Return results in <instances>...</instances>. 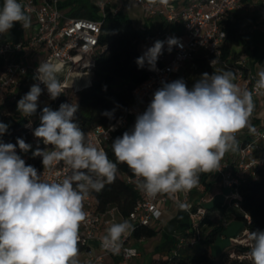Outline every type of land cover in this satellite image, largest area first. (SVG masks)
<instances>
[{"label":"clouds","instance_id":"1","mask_svg":"<svg viewBox=\"0 0 264 264\" xmlns=\"http://www.w3.org/2000/svg\"><path fill=\"white\" fill-rule=\"evenodd\" d=\"M158 2L166 6L169 0ZM17 22L24 29L30 27L24 5L20 0H3L0 35L9 33ZM164 43L156 41L137 64L142 67L147 62L154 69ZM167 44L171 49L177 39L169 38ZM63 70L59 60H41L36 69L34 79L46 86L52 100L63 94L59 79ZM257 77L251 90L235 83L232 71L204 73L191 88L182 78L162 82L134 126L113 141L115 160L87 140L76 122L78 104L62 103L58 110L45 106L33 135L50 147L37 146L33 157L42 158L44 170L63 162L70 174L44 180L16 152L17 145L24 153L32 145L22 138L16 144L0 141V264H81L79 230L88 219L84 202L116 181L120 164L128 167L136 188L149 199L162 194L175 198L198 187L201 174L221 170L226 153L238 148V132L245 128L256 132L251 117L254 95H264V69ZM42 91L33 84L17 102L18 112L24 117L35 114ZM7 129L0 122V137ZM177 205L183 211L189 208L184 202ZM134 230L128 220L111 223L101 238L102 249L120 254ZM248 240L251 264H264V231H250Z\"/></svg>","mask_w":264,"mask_h":264},{"label":"built area","instance_id":"2","mask_svg":"<svg viewBox=\"0 0 264 264\" xmlns=\"http://www.w3.org/2000/svg\"><path fill=\"white\" fill-rule=\"evenodd\" d=\"M24 5L27 14L30 16V27L24 29L19 23L22 31L30 32L34 25L35 29L26 40L22 38L13 41L6 38V33L0 35V104L9 99L17 101L19 95L25 88L30 90L33 84H39L42 94L39 97V106H48L58 104L62 99L66 103L76 102L80 92L92 86L96 56L101 50L100 37L103 33V26L106 17L110 13H117L124 6L134 4L140 7L145 17L146 23L141 27L151 28L154 20H159V24L167 27V30L159 31L156 41H163L164 48L162 54L158 57L155 68L147 66L149 78L137 86L133 91L135 104L130 106L127 111L116 119L109 127L97 126L87 135V140L98 148L106 151L114 133L127 125L128 117H136L145 111L150 103L154 92L162 86V82H172L176 75L185 70L186 66L191 63L200 53H207L212 57L210 66L216 70L223 56V47L226 44L228 33L223 29L222 24L227 17H234L238 14H245L255 9L254 0H188L184 5L178 6L169 0L168 5H161L158 0L156 3H149V0H97L95 6L98 8L100 17L98 19H78L67 18L60 10L61 0H20ZM263 16L261 21L254 26V30L264 32V7H262ZM150 22V26H146ZM263 23V25H261ZM170 27H176V31L170 30ZM224 34V35H223ZM176 38L177 44L169 49L167 40ZM28 47L32 50L30 59L23 56V50ZM46 51L47 56L43 57L42 52ZM250 53L243 55L237 66L231 67L224 63L227 70L235 74V83L241 88L251 90L258 79L249 65ZM41 60H59L64 64V70L59 79L63 83V94L55 100L50 99L46 86L34 79V75ZM255 61L253 57L252 63ZM194 67V64H193ZM73 75L85 76V80L80 85L65 84V81ZM254 100H263L264 95H254ZM53 110H57L54 108ZM0 122L12 126V115L10 113H0ZM40 125V118L29 119L25 124L26 136L30 145L37 146L41 149L46 147L42 140L34 137L33 131ZM238 148L235 150L238 155L232 161V154L235 151L226 153L220 162V169L215 173H209L223 187L230 188L238 183V178L245 174L254 175V170L260 164L257 161L249 159L252 152V144L242 147L239 138V132L236 134ZM264 139V125L256 129L253 143ZM16 152L25 161L26 165L35 167L42 179L48 181L61 180L70 174L67 166L60 162L51 169L43 168L42 158L33 157L32 155H21V151ZM236 164V167L233 166ZM129 184L135 183V179H127ZM166 194L158 195L155 199H149L144 194L138 201L134 211L126 219L135 230L139 226H153L158 223L162 216L159 203H167L171 200ZM230 197H227L229 199ZM186 203V201L184 202ZM189 205L188 213L195 219V222L202 219L206 211L199 207L196 211ZM84 210L88 213L87 222L82 224L79 230L81 242L79 248L83 251L89 249L92 244H96L99 249L107 255L113 254L102 249L101 238L97 236V231L104 225H109L110 220H104L106 213H99L95 210L91 194L84 202ZM134 230V231H135ZM134 232L124 241L123 249L120 254L121 263L129 262L140 257L139 250L125 245L126 241L133 236ZM180 242L186 244L181 234L177 235ZM234 245H240L248 248L247 251L238 254L235 251L228 253L231 259L250 260L247 253L250 250V241L248 232H244L237 239H232ZM124 249H134V254H128ZM101 257H89L85 264H97ZM158 264H163L159 261Z\"/></svg>","mask_w":264,"mask_h":264},{"label":"trees","instance_id":"3","mask_svg":"<svg viewBox=\"0 0 264 264\" xmlns=\"http://www.w3.org/2000/svg\"><path fill=\"white\" fill-rule=\"evenodd\" d=\"M79 2L81 1L67 0L63 5L60 4L59 8L63 10L65 7L73 6L69 11L70 18L98 19L100 17L96 6L92 11L86 4L77 5ZM78 6L81 7L78 8ZM123 18L124 21H122ZM15 25L16 23L14 27ZM158 27L167 30L163 24H158ZM222 27L227 31L228 38L223 47L222 61L216 68L217 71H230L224 67V63L235 67L240 58L248 53H251L255 58L253 66L257 64L264 66V33L252 29L251 24L244 25L235 16L227 17ZM170 30L176 31L177 28L170 27ZM157 33L149 34L147 30L142 31L141 25L136 26L127 18L124 9L117 13H110L106 17L100 37L101 50L96 56L92 86L80 92L75 102L79 106L76 122L86 135L97 126L109 127L130 106L135 104L134 89L146 81L150 75L147 71V66H149L147 62L142 67L136 62L137 58L143 55L139 47L150 40L156 42ZM211 61L212 57L207 53H200L188 64V67L186 66L185 70L175 76L174 80L182 78L191 88L202 74L215 72V69L210 66ZM29 91L28 88H25L17 101L6 99L0 104V113H10L13 121L12 126L0 137V141L3 143L16 144L18 138L29 143L24 126L30 118H40L42 109L45 107L38 106L36 113L30 117H24L18 112L17 102ZM62 103H66V101L62 99L58 104H51L48 107L58 110ZM135 120L136 117L129 116L127 125L114 133L106 148L110 159L115 160L111 150L113 141L122 136L125 131L130 130L134 126ZM257 128L258 126L255 127V129ZM239 138L242 147L252 144L249 159L260 163L254 170V175L240 176L237 184L227 188L230 191L224 195L225 201L220 202L216 208L207 209L206 204L194 208L196 211L202 207L206 214L195 222L194 227L186 228L181 233V238L185 239L186 244L181 243L177 237L165 234L164 244L157 249L158 253L164 256L160 260L163 264H251V261L231 259L228 255L222 256L219 260H214L209 255V249L219 237L223 236V231L229 220L241 221L245 225V229L241 233L248 232V236L250 231H264V139L253 143L254 133L252 132L245 138L240 136L239 132ZM16 149L20 151L18 145ZM118 167L116 181L106 185L98 194L91 193V197L97 212L104 214L113 207L126 220L134 211L138 201L141 200L143 193L136 188L135 183L127 182L128 178L135 179L128 167L124 164H120ZM211 176L209 173L200 175L198 188L204 195L209 194L213 189L214 185L209 181ZM222 188L225 187L222 186ZM227 197L230 198L227 199ZM157 234V230L152 226H139L134 231L133 237L136 240L152 239ZM239 235L237 233L230 239H237ZM230 250L241 254L248 248L234 245Z\"/></svg>","mask_w":264,"mask_h":264},{"label":"crops","instance_id":"4","mask_svg":"<svg viewBox=\"0 0 264 264\" xmlns=\"http://www.w3.org/2000/svg\"><path fill=\"white\" fill-rule=\"evenodd\" d=\"M188 0L183 1L182 3L178 4V6L184 5ZM175 3V2H173ZM3 4V0H0V5ZM177 5V4H176ZM35 27L34 25L31 28V33L34 31ZM30 32L22 31L20 28L19 23L17 22L15 27L9 31V33H6V38L13 40V41H18L19 39L26 40L30 37ZM27 49V50H26ZM32 50L28 47H25L23 50V56L27 57V59L31 57ZM257 65L252 64L251 68L254 71V68H256ZM260 66V65H259ZM264 68V66H261ZM252 73L257 77V72ZM258 78V77H257ZM255 102V110L252 114L251 117V124L254 125V127H261L264 125V118L263 116H260L259 113L261 109L264 108V101L263 100H254ZM258 121V122H257ZM256 122V123H255ZM251 132L245 128L240 131V136L245 138L246 136L250 135ZM238 155V152L235 151L232 154V161L236 159ZM233 166L236 167V164ZM213 183V189L209 194L204 195L202 190L198 187L194 188L190 192H186V194H181V198L186 201H192L201 205V204H206L212 201H215L216 199L221 197L220 192H223L222 185L214 179V177H210V180ZM195 193V194H194ZM198 196L195 198V195ZM201 197L203 198H208L203 203H200L199 200H201ZM184 200V201H185ZM177 201H180L179 199L176 198L174 203L172 202H167V203H159V206L161 210L163 211V216L161 220L154 224L152 227L157 230L158 234L156 237L152 239H141V240H136L134 239L133 236H131L125 243L127 247L135 248L139 250L140 252V257L132 259L129 264H132L131 262L133 260H136V263L134 264H146L145 262V256L149 255L152 256L150 264H158L161 259H163V255L158 253V248L164 244L165 238L164 235L168 234L172 237H177V235L181 234L186 228H192L195 225V219L186 211H183L179 209L177 205ZM199 201V202H198ZM196 205V206H198ZM166 216L165 220L164 217ZM168 216V217H167ZM104 220H110L111 223H118L124 221L123 217L119 214V212L116 210V208H110L106 214L104 215ZM110 223V224H111ZM109 224V225H110ZM109 225H102L100 229L97 231V236L98 237H103L106 234V228ZM231 237V236H230ZM89 257H101V261H99L97 264H120L121 263V257L116 254H104L99 247L96 244H92V246L87 249L86 251L80 250L79 253V260L81 264H85L86 261L88 260ZM154 257H158V260H154Z\"/></svg>","mask_w":264,"mask_h":264},{"label":"rangeland","instance_id":"5","mask_svg":"<svg viewBox=\"0 0 264 264\" xmlns=\"http://www.w3.org/2000/svg\"><path fill=\"white\" fill-rule=\"evenodd\" d=\"M67 1V0H61L60 4L63 5L64 2ZM81 2H79V4L77 5H80L81 3L83 4H86L88 9L92 10L93 11V7L95 6V3L97 0H80ZM172 2H175V4H180L182 3L183 1L185 0H171ZM59 4V5H60ZM254 4H255V9L254 10H251L245 14H238V15H235V17L239 18L240 21L244 24V25H252V29L254 28V26H258V22L261 21L262 19V16H263V12H262V7H264V0H254ZM65 6V5H64ZM81 6H78V8H80ZM73 8V6H68V7H65L63 10H61V12L67 17V18H70L69 16V11ZM122 9H124V14L127 16V18H129L133 24H135L136 26H139L141 25L142 23H146V20H145V17L143 15V12L141 10L140 7H137L136 5L134 4H130V5H126L124 6ZM100 15V13H99ZM125 19L123 18L122 21H124ZM159 20H154L152 23H151V26H150V22H147L146 26H150L151 28H147V27H141L142 31H145L147 30L149 34H153V33H156V32H159V31H164L165 28H160L158 27V23ZM263 25V23L261 24ZM156 30V31H155ZM264 33V32H262ZM155 43V40H150L149 42L147 43H143L140 45L139 47V50L142 54H144V52L152 47ZM27 50V49H26ZM42 56L43 57H46L47 56V52L46 51H43L42 52ZM250 58L247 57V59H249L250 63L249 65L252 66V59H253V56L252 54L250 53ZM188 67V65H187ZM261 69H264L263 67L259 66L257 64L256 68H254V71L258 73V71H260ZM253 71V70H252ZM253 71V72H254ZM260 116H263L264 118V108L261 109L260 113H259ZM35 150V147L32 146V149L27 152V153H24V152H21V155H32L33 151ZM223 189V192H220L221 194V197L216 199L215 201H213L212 203H206V208L207 209H212V208H216V206L220 203V202H224L225 201V197L224 195L226 193H229V189L227 188H222ZM185 192H182V194H184ZM186 194V193H185ZM195 194V193H194ZM198 196L195 195V198ZM176 197L177 199L180 200V202H185L181 197V194L178 193L176 194ZM208 198L210 197H207V198H203L201 197V200L200 203H203L205 202L206 200H208ZM175 200H171L170 202L174 203ZM198 201V202H199ZM186 204H190L191 205V208L194 209L196 207V205H198L195 202H192V201H186ZM188 213V211H186ZM168 217V216H167ZM166 216L164 217V220H165ZM245 229V225L239 221V220H229L228 223L226 224L225 226V229L223 231V236L222 237H219V239L216 241L215 244H213L211 246V248L209 249V255L214 259V260H219L222 258V256L224 255H228V253L231 251L230 248L232 246H234V244L232 243V240L230 239V236H235L237 233H239V237L242 236V230ZM155 261L158 260V257H154ZM151 259H152V256H145V262L146 264H150L151 262ZM132 264L136 263V260H133L131 262Z\"/></svg>","mask_w":264,"mask_h":264},{"label":"bare ground","instance_id":"6","mask_svg":"<svg viewBox=\"0 0 264 264\" xmlns=\"http://www.w3.org/2000/svg\"><path fill=\"white\" fill-rule=\"evenodd\" d=\"M85 80V76H81V75H73V76H70L66 81H65V84L69 85V84H73L74 86H79L80 83L82 81Z\"/></svg>","mask_w":264,"mask_h":264}]
</instances>
